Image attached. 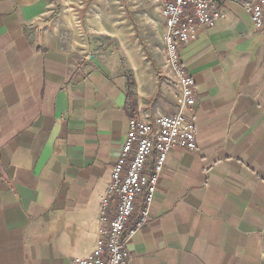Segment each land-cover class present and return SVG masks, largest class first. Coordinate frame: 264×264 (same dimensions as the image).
<instances>
[{
  "label": "crops",
  "instance_id": "0c3cea01",
  "mask_svg": "<svg viewBox=\"0 0 264 264\" xmlns=\"http://www.w3.org/2000/svg\"><path fill=\"white\" fill-rule=\"evenodd\" d=\"M53 3L0 0V264L88 256L128 119L171 113L178 95L163 57H128ZM226 12L179 48L197 147L168 153L128 264H264V34Z\"/></svg>",
  "mask_w": 264,
  "mask_h": 264
},
{
  "label": "built area",
  "instance_id": "2783aa9c",
  "mask_svg": "<svg viewBox=\"0 0 264 264\" xmlns=\"http://www.w3.org/2000/svg\"><path fill=\"white\" fill-rule=\"evenodd\" d=\"M163 28L164 61L178 95L173 111L151 117L131 116L120 155L100 201L97 240L92 252L73 264H128L127 246L147 223L156 186L168 153L175 147L196 150L194 81L179 59V48L227 18L226 5H238L256 34H264V0H154ZM144 194L138 216L135 200ZM114 203L112 210L110 204Z\"/></svg>",
  "mask_w": 264,
  "mask_h": 264
},
{
  "label": "rangeland",
  "instance_id": "374dc122",
  "mask_svg": "<svg viewBox=\"0 0 264 264\" xmlns=\"http://www.w3.org/2000/svg\"><path fill=\"white\" fill-rule=\"evenodd\" d=\"M49 1L56 4L58 11L60 8L82 11L80 17L82 16L84 31L89 37H115L120 43L119 48L128 57H143V60L151 61L156 69L161 66L164 57L163 28L159 26L154 0ZM68 22H75V19H68Z\"/></svg>",
  "mask_w": 264,
  "mask_h": 264
},
{
  "label": "trees",
  "instance_id": "16d2710c",
  "mask_svg": "<svg viewBox=\"0 0 264 264\" xmlns=\"http://www.w3.org/2000/svg\"><path fill=\"white\" fill-rule=\"evenodd\" d=\"M122 61H123V59H122ZM129 94V96H130V93H128Z\"/></svg>",
  "mask_w": 264,
  "mask_h": 264
}]
</instances>
